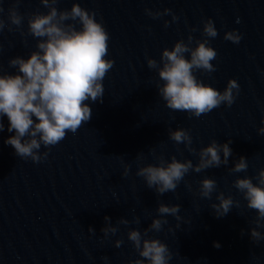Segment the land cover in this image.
Masks as SVG:
<instances>
[{
	"label": "water",
	"instance_id": "water-1",
	"mask_svg": "<svg viewBox=\"0 0 264 264\" xmlns=\"http://www.w3.org/2000/svg\"><path fill=\"white\" fill-rule=\"evenodd\" d=\"M12 2L4 0L5 10ZM73 3L95 11L98 20L103 18L110 36L108 58L114 64L104 77L102 100L90 102V120L58 144L48 149L42 145L40 151L48 156L41 162L16 156L13 147L4 143L14 134L7 131L4 118L0 264H105V256L108 264H127L139 258L127 231H143L158 215L159 203L180 205L182 220L169 215L161 231L149 232L168 245L170 264H264V240L250 239L256 212L246 207L232 185L237 176H255L264 168V134L258 133L264 118V0H58L56 6L70 9ZM18 8L25 16L47 12L40 0H20ZM145 8H169L179 19L172 21L171 14L154 19ZM207 18L218 30L211 39L216 70L196 75L219 90L230 78L236 79L240 91L230 107L222 104L198 118L189 117L185 111L166 107L157 91L158 73L148 67L147 58L159 62L162 50L171 49L181 38L187 40L193 27L197 31L191 35L202 38V20ZM164 20L169 21L167 28ZM22 29L26 33V19ZM232 29L242 34L238 44L224 39ZM35 44L31 35L6 27L0 32V73L13 72L9 59L26 57ZM176 128L189 130L197 151L213 139L219 143L231 139L233 153L228 165L199 173L190 170L174 192L160 195L136 175L141 164L156 163L157 155L198 162L183 143L177 145L169 138V130ZM240 156L247 158V170L230 172ZM205 176L217 181V193L231 195L240 206L218 218L210 206L217 202V193L211 200L198 195ZM105 215L118 227L108 238L101 232ZM121 217L129 221L139 217L140 223L117 225ZM116 239L123 240L120 247L114 245Z\"/></svg>",
	"mask_w": 264,
	"mask_h": 264
},
{
	"label": "clouds",
	"instance_id": "clouds-1",
	"mask_svg": "<svg viewBox=\"0 0 264 264\" xmlns=\"http://www.w3.org/2000/svg\"><path fill=\"white\" fill-rule=\"evenodd\" d=\"M20 0H13L7 10L4 0H0V32L6 27L8 31L20 30L21 35H31L36 39L34 50L26 57L17 55L9 59L13 72L0 73V132L5 130L4 118H7V131L14 133L4 143L11 145L14 154L20 158H30L41 162L48 156L41 152V146L48 149L58 144L68 132L75 133L83 122L91 118L90 102L102 100L104 94L103 80L113 67L114 60L108 58L109 33L97 13L79 3H73L70 9L58 10V0H40L47 12L35 11L25 16L19 11ZM146 15L160 18L171 14L172 21L179 17L169 8L162 11L145 8ZM7 17V23L4 18ZM27 20L26 33L22 29ZM79 25V27H77ZM168 20H164L167 28ZM15 26V29L13 28ZM190 29L187 40H177L171 49L165 47L159 62L147 58V65L158 73L157 91L166 107L185 111L189 117H200L222 104L230 107L239 95L240 85L230 78L223 90L204 82L196 75L197 71L211 74L217 57L211 45V39L218 35V30L211 18L202 20L201 37L194 38ZM224 39L239 43L242 34L236 29L226 31ZM187 54V55H186ZM259 134H264V118L261 119ZM169 138L198 156V162L191 159L179 160L175 155L166 159L163 155L155 157L156 163L141 164L136 175L143 177L147 187L157 194L174 192L189 171L197 173L209 168L228 165L232 156L231 139L219 143L213 139L198 151L192 147V136L184 128L170 129ZM140 159V157H138ZM248 168L247 158L240 156L233 161L229 169L240 173ZM129 166L124 165V175ZM255 181V182H254ZM233 187L242 195L246 207L256 212L250 228V239L254 242L264 240V168L255 176H237ZM190 187V185H189ZM217 193V181L205 176L199 182L198 195L209 200ZM217 202L211 203L215 215L225 216L240 202L231 195L218 192ZM158 215L143 229L129 228L127 239L138 254L137 259H129L127 264H170L172 252L168 245L159 238L149 236V232H159L168 223L167 216L182 220L179 204L159 203ZM105 226L101 228L104 238L115 235L118 227L111 223L110 217L104 216ZM140 223L139 217L129 221L121 217L117 225ZM179 223L177 227H179ZM173 229L170 227L169 231ZM90 232L94 230L90 227ZM122 239H116L114 245L120 247ZM219 248V242H214ZM108 264V257L102 258Z\"/></svg>",
	"mask_w": 264,
	"mask_h": 264
}]
</instances>
